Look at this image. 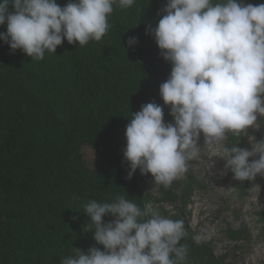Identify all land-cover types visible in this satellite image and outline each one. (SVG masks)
Wrapping results in <instances>:
<instances>
[{"label": "trees", "instance_id": "obj_1", "mask_svg": "<svg viewBox=\"0 0 264 264\" xmlns=\"http://www.w3.org/2000/svg\"><path fill=\"white\" fill-rule=\"evenodd\" d=\"M68 2L57 0L61 7ZM165 3L136 0L127 9L114 6L110 28L100 41L79 46L65 38L55 53L46 52L39 61L0 40V264H61L73 248L103 250L93 238L94 229L85 231L91 222L84 203L111 202L119 194L143 208L155 199L141 184L139 169L127 178L123 150L126 125L141 105L155 102L163 107L164 121L172 120L170 105L159 93L172 65H156L153 55L160 49L146 34L148 24L158 23ZM0 32H6V24ZM129 36L138 37V43L129 47ZM241 138L243 133H228L227 147H241ZM84 144L102 155V168L86 165ZM188 177L181 194L185 204L196 182ZM255 182H264V176L241 184ZM164 198L173 203L177 195L164 191ZM261 221L264 225V213ZM185 228L188 235L181 243L190 245L188 264H221L210 242L195 244L197 233L186 223Z\"/></svg>", "mask_w": 264, "mask_h": 264}, {"label": "clouds", "instance_id": "obj_2", "mask_svg": "<svg viewBox=\"0 0 264 264\" xmlns=\"http://www.w3.org/2000/svg\"><path fill=\"white\" fill-rule=\"evenodd\" d=\"M136 0H0V40L22 50L32 60L55 53L66 38L84 46L108 32L114 6L132 7ZM9 5L12 11H9ZM155 27L148 24L160 55L172 65L159 86L169 115L155 102L141 105L126 125L123 156L128 179L139 169L151 174L154 184L168 188L188 172L189 161L199 158L198 140L221 144L227 134L239 136L258 128L264 117V3L243 0H166ZM138 37L129 36V47ZM225 169L233 179L253 181L264 176V138L251 140V149L222 146ZM250 157H253L251 161ZM258 157V158H256ZM90 217L93 238L103 250L73 248L61 264H188L190 245L184 221L163 216L150 203L141 208L124 195L111 202L95 199L83 204ZM114 217L111 221L103 218ZM204 230L192 236L195 244L207 241Z\"/></svg>", "mask_w": 264, "mask_h": 264}, {"label": "rangeland", "instance_id": "obj_3", "mask_svg": "<svg viewBox=\"0 0 264 264\" xmlns=\"http://www.w3.org/2000/svg\"><path fill=\"white\" fill-rule=\"evenodd\" d=\"M160 52L158 50L153 55L158 67L167 64ZM171 122H174L173 117ZM257 124L258 128L250 126L243 133L241 148L251 149L253 138H264V117L258 115ZM226 142L227 139L221 144H205L201 133L199 158L189 161L187 173L174 180L168 188L155 185L151 174L144 175L141 184L153 194L155 199L150 204L154 208L177 215L193 232L204 230L212 252L221 264H264V225L261 221L264 182L243 187L242 181L233 179L221 157L222 146H227ZM82 155L90 169L97 170L105 164L102 155L90 144L82 146ZM188 176H193L196 182L185 204L181 194L185 182L189 181ZM178 184L180 187L176 186ZM164 191L176 194V201L172 203L169 198H164Z\"/></svg>", "mask_w": 264, "mask_h": 264}]
</instances>
